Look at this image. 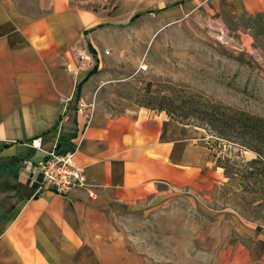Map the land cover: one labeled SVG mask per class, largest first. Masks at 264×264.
<instances>
[{
  "label": "crops",
  "instance_id": "1",
  "mask_svg": "<svg viewBox=\"0 0 264 264\" xmlns=\"http://www.w3.org/2000/svg\"><path fill=\"white\" fill-rule=\"evenodd\" d=\"M160 10L219 25L240 15L264 21V0H170ZM105 17L67 0H49L37 15L0 0V264H150L128 225L151 211L165 187L200 197L227 182L203 128L112 92L101 96L102 83L77 68L78 45L93 48L100 68ZM255 35L264 43V29ZM52 150L74 153L88 190L40 188L23 162ZM230 216L251 246L236 235L229 261L263 264L264 231Z\"/></svg>",
  "mask_w": 264,
  "mask_h": 264
},
{
  "label": "rangeland",
  "instance_id": "2",
  "mask_svg": "<svg viewBox=\"0 0 264 264\" xmlns=\"http://www.w3.org/2000/svg\"><path fill=\"white\" fill-rule=\"evenodd\" d=\"M67 1L106 16L110 33L100 40L108 45L97 50L100 68L89 70L93 84L102 83L99 95L112 92L203 128L216 165L217 157L226 156L240 165L255 156L217 138L202 112L214 102L264 116V43L255 35L264 29L263 20L240 15L219 25L195 16L170 18L160 10L170 0ZM12 2L19 10L37 15L47 10L49 0ZM247 33L251 37L243 42ZM225 175L227 182L205 196L165 187L151 211L128 225L150 264H232L229 245L236 235L248 248L251 240L238 234L230 215L264 231V201L249 197L245 203L239 174L233 176L229 169ZM250 186L263 188L262 183ZM221 209L226 216L218 218Z\"/></svg>",
  "mask_w": 264,
  "mask_h": 264
},
{
  "label": "trees",
  "instance_id": "3",
  "mask_svg": "<svg viewBox=\"0 0 264 264\" xmlns=\"http://www.w3.org/2000/svg\"><path fill=\"white\" fill-rule=\"evenodd\" d=\"M89 48L93 51L90 45ZM159 110L165 109L160 108ZM202 113L208 121V126L217 134V138L237 144L238 147L254 153L253 158L243 161L240 165H234L226 156L217 157V166L221 167L225 174L229 169L233 170V176L239 174L240 192L246 193L242 196L245 203L248 202L249 197L251 200L261 198V202H263L264 116L214 102L209 103ZM256 183H262L263 188L258 191L255 187L250 186V184Z\"/></svg>",
  "mask_w": 264,
  "mask_h": 264
},
{
  "label": "built area",
  "instance_id": "4",
  "mask_svg": "<svg viewBox=\"0 0 264 264\" xmlns=\"http://www.w3.org/2000/svg\"><path fill=\"white\" fill-rule=\"evenodd\" d=\"M104 53L107 54L108 51ZM75 57L79 70L89 71L94 68L95 52L93 53L86 47H77ZM79 105L83 106V103ZM79 110L82 111V107ZM31 144L35 149H38L40 137L32 139ZM73 154L52 150L39 160L27 159L23 164L30 173L40 176V188L42 189L62 194L76 189L88 190L91 185L87 182L82 169L74 163Z\"/></svg>",
  "mask_w": 264,
  "mask_h": 264
}]
</instances>
